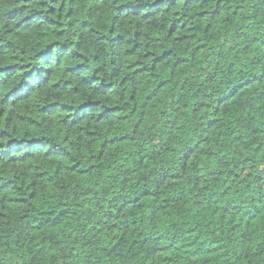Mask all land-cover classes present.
<instances>
[{"label": "trees", "instance_id": "obj_1", "mask_svg": "<svg viewBox=\"0 0 264 264\" xmlns=\"http://www.w3.org/2000/svg\"><path fill=\"white\" fill-rule=\"evenodd\" d=\"M0 264H264V0H0Z\"/></svg>", "mask_w": 264, "mask_h": 264}]
</instances>
